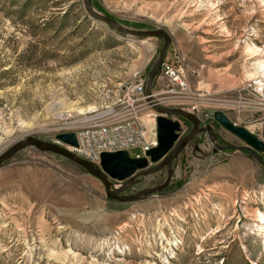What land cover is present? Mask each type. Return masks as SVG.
Masks as SVG:
<instances>
[{"label":"rangeland","instance_id":"obj_1","mask_svg":"<svg viewBox=\"0 0 264 264\" xmlns=\"http://www.w3.org/2000/svg\"><path fill=\"white\" fill-rule=\"evenodd\" d=\"M23 4L0 0V155L28 137L51 142L73 116L99 106V88L147 78L163 45L118 34L81 0H30L26 12ZM89 4L128 30L167 31L205 112L221 108L264 141V114L237 119L221 106L235 90L264 81V0ZM167 88L159 81L154 89ZM168 118L179 122L181 137L192 129ZM144 119L153 136L156 118ZM211 127L212 141L201 133L174 158L168 188L130 202L107 198L99 179L63 157L20 151L0 169V264H264V153L258 161L248 149L220 148L245 144ZM166 177L164 169L136 178L119 196ZM109 182L111 190L123 184Z\"/></svg>","mask_w":264,"mask_h":264},{"label":"built area","instance_id":"obj_2","mask_svg":"<svg viewBox=\"0 0 264 264\" xmlns=\"http://www.w3.org/2000/svg\"><path fill=\"white\" fill-rule=\"evenodd\" d=\"M190 73L186 59L172 48L166 53L157 79V82L165 81L168 84L166 90L153 89L148 98L145 95L147 78L143 76H137L133 81L114 89L103 86L98 89L99 106L73 116V120H69L62 131L55 133L51 142L97 167L100 166L103 153L140 150L146 157V152L157 144L156 134H149L144 119L152 116L155 120L157 114L153 106L186 109L203 126L212 119L205 112V106L199 102V93L192 90ZM161 95L162 98H158ZM221 103L222 108L234 110L237 119L242 114H264V84L256 82L242 90H235L234 95L225 97ZM233 123L237 125V120ZM62 133H74L76 146L55 140V136ZM135 158L141 159L139 155Z\"/></svg>","mask_w":264,"mask_h":264},{"label":"water","instance_id":"obj_3","mask_svg":"<svg viewBox=\"0 0 264 264\" xmlns=\"http://www.w3.org/2000/svg\"><path fill=\"white\" fill-rule=\"evenodd\" d=\"M81 2L84 10L90 17L100 22L101 24H104L120 35H123L127 38H158L163 40V45L157 56V59L155 60L152 69L147 75L145 95L149 98L160 74L161 64L171 44L170 34L164 29L147 31L128 30L120 26L115 20L96 12L90 6L89 0H81ZM152 109L157 114V146L147 151L146 157L144 158L131 159L127 151L103 153L101 155L100 166L97 167L76 157L65 148L57 146L52 142H46L38 138L28 137L23 141L16 142L13 146H11L8 150L0 155V169L3 166V163L12 159L17 153L26 148L33 147L40 152L50 153L63 157L79 166L93 177L99 179L104 186L106 197L109 199L119 202H130L156 192L164 191L166 188H168L172 180V162L177 154L182 149H184L195 136L201 133H206L210 141H212L215 136L210 125L201 126L200 120L191 113L184 112L176 108H164L157 106H153ZM168 116L182 118L190 122L192 124V129L185 136H179V122L168 118ZM212 119L223 130L229 132L231 135L245 144V147L242 148H237L234 146L220 148H229L232 150L248 149L251 157L259 161L257 154L264 153V141L261 138L254 135L246 128L233 123L222 111H214L212 114ZM55 140L68 146H76V138L74 133L57 134L55 136ZM164 169L167 172V177L163 184L156 187L146 188L130 197L119 196V193L124 191L125 188H127V186L131 184L136 178L152 175ZM109 179L123 182V184L119 189L111 190Z\"/></svg>","mask_w":264,"mask_h":264},{"label":"trees","instance_id":"obj_4","mask_svg":"<svg viewBox=\"0 0 264 264\" xmlns=\"http://www.w3.org/2000/svg\"><path fill=\"white\" fill-rule=\"evenodd\" d=\"M29 1L30 0H24V4L22 5V12H26V10H27V6H28V4H29ZM80 3V1L78 2V4ZM80 5H81V3H80ZM64 18V17H63ZM46 23H48V22H44V23H42L43 25H45ZM182 121H183V123H185L186 125H189L190 127L192 126L191 125V123L190 122H188V121H186V120H184V119H182V118H180ZM207 124H210V126L212 125V124H214V125H216V123L214 122V120L213 119H210L208 122H207ZM193 140V139H192ZM191 142V141H190ZM189 144V143H188ZM162 171H164V170H162Z\"/></svg>","mask_w":264,"mask_h":264},{"label":"crops","instance_id":"obj_5","mask_svg":"<svg viewBox=\"0 0 264 264\" xmlns=\"http://www.w3.org/2000/svg\"><path fill=\"white\" fill-rule=\"evenodd\" d=\"M171 42H173V41H172V38H171ZM189 81H190V84H191L192 79L189 78ZM156 84H157V83H156ZM218 87H219V89H218V90H219V93L224 92L223 90H225V89L222 88V85H221V86L218 85ZM225 91H230V89H229V90H225ZM225 114L227 115V117H228L231 121H233V119H231L227 113H225ZM248 130L250 131L251 129H248ZM251 132H255L254 129H252ZM259 137H260V135H259ZM260 138H261V137H260Z\"/></svg>","mask_w":264,"mask_h":264},{"label":"bare ground","instance_id":"obj_6","mask_svg":"<svg viewBox=\"0 0 264 264\" xmlns=\"http://www.w3.org/2000/svg\"><path fill=\"white\" fill-rule=\"evenodd\" d=\"M258 65H260L259 67H261L262 69H264V64H262V63H260V64H258ZM256 83V82H255ZM254 83V84H255ZM258 83H263L264 84V81H258ZM254 84H252V85H254ZM251 84L250 85H248V86H252ZM247 86V87H248ZM156 146H157V144H156Z\"/></svg>","mask_w":264,"mask_h":264},{"label":"flooded vegetation","instance_id":"obj_7","mask_svg":"<svg viewBox=\"0 0 264 264\" xmlns=\"http://www.w3.org/2000/svg\"><path fill=\"white\" fill-rule=\"evenodd\" d=\"M206 126H207V125H206ZM212 130H213V129H212ZM189 132H190V131H189ZM189 132H188V133H189ZM213 133H214V131H213ZM214 136H215V135H214ZM78 167H79V166H78ZM80 169H81V168H80ZM84 171H85V170H84Z\"/></svg>","mask_w":264,"mask_h":264}]
</instances>
